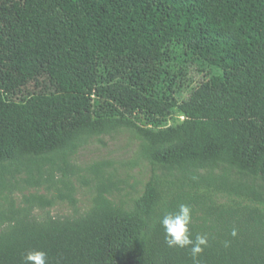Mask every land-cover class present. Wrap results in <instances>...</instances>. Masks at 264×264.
Wrapping results in <instances>:
<instances>
[{"label":"trees","instance_id":"obj_1","mask_svg":"<svg viewBox=\"0 0 264 264\" xmlns=\"http://www.w3.org/2000/svg\"><path fill=\"white\" fill-rule=\"evenodd\" d=\"M175 59L221 73L179 100L191 81ZM120 128L179 176L151 173L131 208L99 198L73 219L30 218L31 198L0 231V264L33 249L47 264H264V191L213 173L264 186V0H0V193L4 174L32 180L54 156L65 173L69 152ZM182 203L190 238L207 236L196 257L160 225Z\"/></svg>","mask_w":264,"mask_h":264},{"label":"rangeland","instance_id":"obj_2","mask_svg":"<svg viewBox=\"0 0 264 264\" xmlns=\"http://www.w3.org/2000/svg\"><path fill=\"white\" fill-rule=\"evenodd\" d=\"M168 65L176 73V78L179 67H187L185 76L191 82L188 88L176 94L179 100L187 99L191 87L199 81L221 73L219 69L205 63L183 64L175 59L168 61ZM182 119L183 116L173 110L167 125H175ZM143 149V143L132 130L120 128L107 134L88 137L69 152V166L65 173L61 172L62 164L54 156L52 171L48 170L49 163H45L41 174L36 170L32 172V180L23 166H19L17 172L4 174L3 181L7 189L0 193V231L10 224L8 219L12 216L11 211L26 209L29 206L28 200L36 197L41 204L33 202L29 216L38 221L79 217L92 209L99 198H104L114 206L122 204L127 209L131 208L133 200L143 192L151 173L168 178L179 176L175 169L150 163L142 155ZM205 171L201 169V172ZM213 173H226L233 179L241 177L246 182L253 181L258 189L264 191L263 183L259 179L253 180L224 164L213 168ZM103 187L108 188V191L101 192ZM213 198L217 202L226 200L223 194H216Z\"/></svg>","mask_w":264,"mask_h":264},{"label":"clouds","instance_id":"obj_3","mask_svg":"<svg viewBox=\"0 0 264 264\" xmlns=\"http://www.w3.org/2000/svg\"><path fill=\"white\" fill-rule=\"evenodd\" d=\"M191 223V208L187 204H180L178 211L166 212L160 219L164 231V240L168 247L184 248L191 246V253L196 257L207 245L206 235H197L193 241L190 238L189 225ZM235 235V232L232 233ZM24 264H47V253L41 250H29L23 257Z\"/></svg>","mask_w":264,"mask_h":264}]
</instances>
